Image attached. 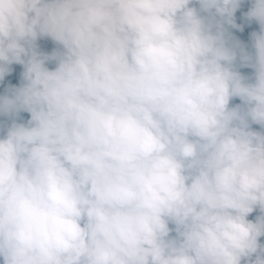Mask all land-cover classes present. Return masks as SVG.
I'll use <instances>...</instances> for the list:
<instances>
[{
	"label": "clouds",
	"instance_id": "9594fccd",
	"mask_svg": "<svg viewBox=\"0 0 264 264\" xmlns=\"http://www.w3.org/2000/svg\"><path fill=\"white\" fill-rule=\"evenodd\" d=\"M14 65L2 264H264V0H0Z\"/></svg>",
	"mask_w": 264,
	"mask_h": 264
},
{
	"label": "trees",
	"instance_id": "16d2710c",
	"mask_svg": "<svg viewBox=\"0 0 264 264\" xmlns=\"http://www.w3.org/2000/svg\"><path fill=\"white\" fill-rule=\"evenodd\" d=\"M247 3L245 5L242 6V9L241 11H246L247 10ZM237 23H244L242 21V19L240 18V11H238L237 13ZM253 30H258V25H256L255 23H253L251 26H248V25H245L244 27V31L243 32H240L236 29H230V31L232 32V34L242 40L245 44H248L249 43V33ZM41 44V47L43 50L45 51H51L52 48L54 47V45L50 42V41H42L40 42ZM49 67H54V64H50ZM14 68V71L11 75L9 76H6L5 77V81H4V84L0 85V93H3L4 91V87L9 83L11 82L12 84H16L18 85L19 84V74L20 72L22 71V67L19 66V65H14L13 66ZM240 71L242 72V74H245V75H250L251 74V69H240ZM232 105L236 104V103H240V101L237 99L233 100L232 102ZM231 106V105H230ZM24 119H27L28 118V115L27 116H23ZM253 129L254 130H257L259 131L260 130V126L259 125H252ZM258 215V212H254L250 215L249 219H254V217ZM261 242L264 243V237L261 238Z\"/></svg>",
	"mask_w": 264,
	"mask_h": 264
},
{
	"label": "rangeland",
	"instance_id": "374dc122",
	"mask_svg": "<svg viewBox=\"0 0 264 264\" xmlns=\"http://www.w3.org/2000/svg\"><path fill=\"white\" fill-rule=\"evenodd\" d=\"M21 115H22V116H27L28 114H27V113H22Z\"/></svg>",
	"mask_w": 264,
	"mask_h": 264
},
{
	"label": "built area",
	"instance_id": "2783aa9c",
	"mask_svg": "<svg viewBox=\"0 0 264 264\" xmlns=\"http://www.w3.org/2000/svg\"><path fill=\"white\" fill-rule=\"evenodd\" d=\"M171 226V225H170ZM0 264H2V260H0Z\"/></svg>",
	"mask_w": 264,
	"mask_h": 264
},
{
	"label": "water",
	"instance_id": "95a60500",
	"mask_svg": "<svg viewBox=\"0 0 264 264\" xmlns=\"http://www.w3.org/2000/svg\"><path fill=\"white\" fill-rule=\"evenodd\" d=\"M40 42H42V41H40ZM40 42H39V43H40Z\"/></svg>",
	"mask_w": 264,
	"mask_h": 264
}]
</instances>
